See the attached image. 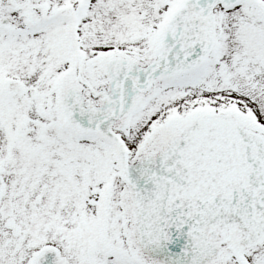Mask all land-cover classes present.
Returning a JSON list of instances; mask_svg holds the SVG:
<instances>
[{
	"label": "snow or ice",
	"instance_id": "snow-or-ice-1",
	"mask_svg": "<svg viewBox=\"0 0 264 264\" xmlns=\"http://www.w3.org/2000/svg\"><path fill=\"white\" fill-rule=\"evenodd\" d=\"M0 264H264V0H0Z\"/></svg>",
	"mask_w": 264,
	"mask_h": 264
}]
</instances>
